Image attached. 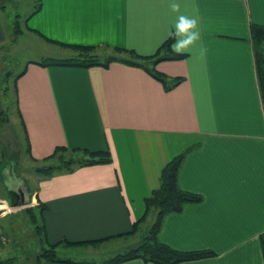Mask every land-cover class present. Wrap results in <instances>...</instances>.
Segmentation results:
<instances>
[{"label":"crops","instance_id":"1","mask_svg":"<svg viewBox=\"0 0 264 264\" xmlns=\"http://www.w3.org/2000/svg\"><path fill=\"white\" fill-rule=\"evenodd\" d=\"M170 2L41 0L40 10L22 26L38 54L17 80L26 146L21 155L38 163L30 156L42 160L58 146L83 147L109 151L112 162L41 176L29 194L19 190L15 173L5 183L6 167H12L10 156L0 153V194L3 187L8 196H0V203L12 206L21 199L20 191L27 204L12 206L11 213L43 203L39 215L50 243L131 232L145 214V198L159 187L163 167L193 147L179 184L202 199L167 214L159 239L177 250L213 253L178 264H264V106L251 33L252 24L264 26V0H177L180 13L171 12ZM29 4L33 10L37 1ZM4 11L0 8V47L16 40L15 23ZM180 14L198 16L202 39L187 57L157 63V71L183 77L169 91L145 69L121 62L107 68L38 63L63 58L50 46L70 50L46 38L155 54ZM137 233L58 250L82 261L72 254L126 246ZM118 264L155 263L137 258Z\"/></svg>","mask_w":264,"mask_h":264},{"label":"trees","instance_id":"2","mask_svg":"<svg viewBox=\"0 0 264 264\" xmlns=\"http://www.w3.org/2000/svg\"><path fill=\"white\" fill-rule=\"evenodd\" d=\"M37 4L34 9L29 12L25 19H28L32 14L38 12L41 8V0H36ZM5 5L0 4V8L4 9ZM13 26L15 39L19 32H22V26L18 19ZM251 33L253 38V45L255 50V59L257 64V71L259 76V83L261 95L264 106V26L259 24H252ZM51 43H56L62 47L72 50L74 54L63 57L54 58L49 57L38 61L41 65H62V66H78V67H92L102 66L109 67L113 62H121L127 65L141 67L145 69L154 78L163 83L167 91L173 89L183 81V77H169L164 73L156 70V65L162 60L168 59H183L187 54L176 55L171 50L172 39H167L157 52L152 55H141L133 49L104 45H81V44H64L49 38H46ZM26 71L24 69L18 73L13 80L14 93L16 95V106L19 112V100L17 93V80ZM11 74L7 73L3 81H9ZM2 81V82H3ZM6 93L8 86L3 89ZM188 148L180 154L172 158L162 169L160 176L159 187L152 191V193L145 198L146 210L144 216L134 224L131 232L119 234L117 236H110L98 240H87L83 242H71L68 240H61L56 243H50L47 238L45 224L39 213L45 209L43 203H39L36 207L26 206L25 212L30 214V220L35 223V236L39 243L40 251L36 255L35 262L40 264L42 261L54 262H71L76 264H118L124 261L140 258L146 262L155 264H178L184 261L195 260L207 256H211V251H181L172 248L163 243L159 239V234L163 226L164 219L167 214L171 212H178L183 209L187 203L199 202L202 199L200 194L192 193L184 190L179 184V174L187 153L192 149ZM35 162L41 163L35 167V170L43 178H49L56 174L72 172L75 169L83 166H89L101 163H111L112 157L109 151H95L83 147H67L58 146L54 152L38 160L30 156ZM32 192V191H31ZM23 209V208H22ZM155 216L153 223L148 228L146 234L140 238L138 242L131 245L130 248L118 252L116 255L101 262L82 260L75 261L69 257H62L58 250L60 245H76L79 243L99 245L102 242L110 241L116 237H124L135 234L140 230L143 222H146L150 215ZM263 259H264V234L260 237ZM3 237L0 238V246L4 244ZM16 257H10L0 260V264H13Z\"/></svg>","mask_w":264,"mask_h":264},{"label":"rangeland","instance_id":"3","mask_svg":"<svg viewBox=\"0 0 264 264\" xmlns=\"http://www.w3.org/2000/svg\"><path fill=\"white\" fill-rule=\"evenodd\" d=\"M0 4L5 5L6 20L14 24L17 21L15 19H18L21 26L24 24L26 15L32 10L29 0H0ZM29 37L31 35L19 32L15 41L10 39L0 47V153L2 155L4 153L7 157L10 156L7 160L12 167V169L6 167L5 183H9L10 179L13 178L12 173H15L20 184L30 194L31 191L34 193L37 190L41 175L36 172L35 167L41 163H34L27 155H21V153H25L26 146L13 86L14 77L24 69L28 60L38 54V48L32 43L33 41H30ZM52 50L58 53L57 55L60 57H68L74 54L70 50L50 46V51ZM7 73L11 74V78L6 82L3 79ZM6 85L8 91L5 93L3 89ZM4 193L2 187L0 196L2 198L8 197ZM154 219V214L150 215L147 221L143 222L138 233L134 237L128 238L125 243L134 245L138 242L146 234ZM0 229L2 230H0V236L5 242L0 246V260L16 257L13 264H37L35 262L36 255L41 246L35 236V223L30 220V214H27L24 208L0 218ZM127 245L123 244L117 248H111L107 245V247L98 248L95 251L72 255L80 260L101 262L131 247ZM60 255L66 257L68 254L60 252Z\"/></svg>","mask_w":264,"mask_h":264},{"label":"clouds","instance_id":"4","mask_svg":"<svg viewBox=\"0 0 264 264\" xmlns=\"http://www.w3.org/2000/svg\"><path fill=\"white\" fill-rule=\"evenodd\" d=\"M169 8L173 13H180L181 5L177 0H171ZM168 38L173 40L171 50L176 55L186 54L193 46L201 41V30L198 16H188L180 14L177 16L172 30L168 33ZM201 55L206 49L200 45ZM13 211L6 202L0 203V215L7 216Z\"/></svg>","mask_w":264,"mask_h":264},{"label":"water","instance_id":"5","mask_svg":"<svg viewBox=\"0 0 264 264\" xmlns=\"http://www.w3.org/2000/svg\"><path fill=\"white\" fill-rule=\"evenodd\" d=\"M20 196H21V199H18L17 202H13L12 201V206L13 207H19V206H24L27 204V200L25 198V192L24 191H20Z\"/></svg>","mask_w":264,"mask_h":264},{"label":"flooded vegetation","instance_id":"6","mask_svg":"<svg viewBox=\"0 0 264 264\" xmlns=\"http://www.w3.org/2000/svg\"><path fill=\"white\" fill-rule=\"evenodd\" d=\"M18 187H20L19 190L23 188V186L20 183H18Z\"/></svg>","mask_w":264,"mask_h":264},{"label":"built area","instance_id":"7","mask_svg":"<svg viewBox=\"0 0 264 264\" xmlns=\"http://www.w3.org/2000/svg\"><path fill=\"white\" fill-rule=\"evenodd\" d=\"M8 204V206L10 207V208H12L13 209V207L12 206H10V204L9 203H7Z\"/></svg>","mask_w":264,"mask_h":264}]
</instances>
